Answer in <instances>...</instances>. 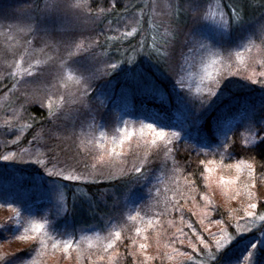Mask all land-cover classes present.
I'll use <instances>...</instances> for the list:
<instances>
[{"label":"rangeland","instance_id":"rangeland-1","mask_svg":"<svg viewBox=\"0 0 264 264\" xmlns=\"http://www.w3.org/2000/svg\"><path fill=\"white\" fill-rule=\"evenodd\" d=\"M90 1L92 0H88V3L91 6ZM139 1H143L142 8L123 16L122 21L120 20L122 22L121 32L127 35L126 33H132V29L135 28L136 32L127 36H137L145 28L141 20H144L147 16L151 21H155L160 25L163 37L169 42L164 46L167 63L169 64L167 75H171L173 81L180 80L184 85L182 89L175 87L174 84L171 86L172 97L177 98L179 102L181 99L184 100V97L180 96L179 93L189 97L198 95V93L201 97L206 96L210 85L209 76L215 78L222 73L225 81H231L233 80V77H231L233 73H238L237 75L243 73V75L252 77L258 76V73L264 71V65L261 64L260 60L262 56L264 58V45L256 42L258 34H254L252 39L260 45L259 49L253 47L250 52H246L237 47L246 33H256L259 26L264 25V23L260 25V22L254 23L253 26L246 23L244 28L239 29L241 32L234 29L235 31L232 30L230 35H221L210 27H202L200 16L208 4V0H198L195 8L187 0H184L181 8L190 12V20L185 23L187 26L184 24L179 27V41L177 42V40L172 41L175 28L172 16L177 8L178 1L181 0ZM211 2L215 5L220 0H211ZM32 7L31 0H0V76L5 77L0 82L5 81L6 83L3 89L5 92L0 94V111L3 113L2 121H0V155L11 156L15 154L8 161H0V168L7 173L15 172L16 176L12 180L15 181L17 189H21L19 191L12 188L10 192H6L0 184V196L6 195L7 198L9 197L8 199L15 202L12 207L0 206V222H10L8 218L15 216L18 210L21 217L27 219L28 214L25 210L31 209L36 219H42L47 215L50 223L60 233L75 234V239L79 240V251L74 246L70 249L71 255L66 256L62 245L53 251L51 245L54 241L50 240L45 255L41 259V264H87L84 262L86 259H88L89 264H157L164 261L170 262L171 259L183 253H180L173 246H165V242L169 241L168 238L173 242L180 239L181 244L193 250L195 253L193 256L196 257L197 262L203 259V264H209L208 257L218 250L214 247L215 242L218 240L223 242L228 235H233L230 229L235 230L237 228V221H239L241 233L249 227V222L253 218L247 216L245 209L255 212L259 207L264 206L261 203V199H264V188L260 186L261 182H259V171L261 169H257V163H253L252 160L248 159V155L245 157L238 156L233 161L202 158L204 161L210 162L207 163V167L212 169L211 172H208L203 165L205 170L204 180H207V183L203 181V186L209 199L208 201L203 198L193 201V197H191L189 198L190 203H185L182 200L181 193H178L179 195L177 193L176 195L173 194V191L175 193L181 190L183 186L187 189L190 188L187 180L181 179L182 167L180 163L176 165L177 169L179 168L178 171L173 172L171 170L170 162L173 160V151L168 153V167L164 168L162 165L165 158L163 144L156 147L144 143L145 140L150 141L152 136L150 131L145 129L143 137H141L137 117L124 118L123 114L113 109L112 112L106 111L103 113L105 107L98 106L94 102L99 98V96H96V98L95 94H100V91L107 92L103 88L106 84L104 81L109 78L107 73L110 70L105 66L109 63H116L107 57L104 50L97 44V35L93 33L94 22L97 18L81 15L78 21L65 23L58 17H52L43 21L40 25L42 29H47V34L44 31L29 34L26 29L24 31H21V29H24L25 24L28 22L26 20L27 15H36L35 11L30 13L25 11ZM214 10L227 12L223 4L222 8H215ZM66 15L71 17L72 13H66ZM96 17H98L97 14ZM262 20L261 22H264L263 18ZM29 41L30 43H28ZM81 41L92 54L90 61L84 59V56H87L88 53H80L76 50V45ZM200 43L212 45V47L209 50L201 51L199 48ZM189 49H192V51H189ZM237 51L241 52L239 57L235 55ZM37 60L42 62L37 66L41 69L42 75L33 80L25 75V70L29 68V63H34ZM16 61H22L18 68ZM62 61L64 62L63 65L61 64ZM119 67L122 68L123 63L119 62ZM181 68H183V71H181ZM68 69L73 72L71 79L65 74ZM8 72H15L16 80L21 81L15 89L13 84L16 80L7 77ZM89 73H93L91 79L87 81L91 87L88 96L83 99V103L87 107H83L79 102L71 106L70 109L66 106V111H71V115L66 118L53 123L47 119V111L40 104L26 103L29 96L33 99L42 98L48 90L47 86L49 84L55 85L57 94L64 93L65 84L67 90L75 92L78 87L82 88V84H76L77 79L81 74L87 76ZM61 76H63L65 83L58 82V78ZM5 79H7V82ZM197 88H199V92H197ZM30 105H38L40 110H45V117H40L41 120H37L38 122L31 120L28 108ZM179 111L181 115L183 113L185 117L187 116V111H183L181 107H179ZM35 117L39 119L38 116ZM93 117L95 118L94 124L92 122ZM120 119L128 121L129 128H136L131 140H126L123 146L114 145L112 140L114 136L122 135V133L116 131L120 126L118 124ZM100 124L105 125V138L99 135L100 129L98 126ZM190 124L191 126H197L196 123L194 125ZM17 125L20 127H17ZM182 127L175 131H179L183 135L182 129L184 127ZM53 132L56 133L55 137L52 136ZM248 132L249 130H246L245 134L243 133L244 139L245 137L248 140L252 138L251 136L248 137ZM34 135L39 138L38 141H33L32 137ZM93 136H95V139H93ZM169 139L174 140L171 136H169ZM88 140H92V143L88 144ZM101 144L104 145L103 149L100 148ZM113 146L116 147L117 153H122V155H112L110 150ZM101 155L104 156L103 161L99 159ZM145 156L150 161L146 167L153 171L155 178L147 185L142 182L141 184L144 185L142 190H138L137 185L133 184L136 181H133L130 192L135 193L131 199L135 200L136 203L133 205L129 202L130 192L123 194L118 201V209L122 212L113 218L112 224L105 220L100 226L76 227L73 229L70 225L57 228L54 219L63 221L66 210L64 202L61 206L58 201L57 185L69 181L60 176L61 172L64 173V176L83 174L88 181L102 178L104 175L108 177L122 176L128 174V169L133 164H139ZM242 158L249 160L251 166L255 167L257 184L253 185L251 183L252 178L248 175L249 165L242 164V170H237L234 167L237 161ZM49 159L51 160L50 164L48 163ZM37 160L40 161V164L35 163ZM14 164L20 165L22 170ZM158 164L165 169L163 174L160 172L163 168L155 170L154 167ZM151 165H153L152 168ZM230 165L232 167H229ZM45 166L47 171H45ZM23 170H26V172H23ZM48 173H53V175L48 177ZM45 177H48V179H44ZM177 182H182L179 188L175 187ZM40 185L47 186L48 192H44L45 196L52 197L53 218H50L49 212L44 209L35 208L34 202L30 199L31 190H36ZM67 185L69 184L67 183ZM38 191L41 193L40 189ZM249 191L253 193L252 196L248 195ZM66 195L67 190L65 199ZM212 202L216 203L215 205L220 208V211L226 212L227 210L233 214L232 223L234 222V226H227L221 219L212 217L213 209L210 208ZM249 203H256L257 208H248ZM174 206L178 207L180 211H171V207L174 208ZM182 210L189 211L199 225L201 232L205 234L202 235L196 232L195 225L189 224L188 217L186 219L180 218ZM39 211L42 212L40 216ZM137 212H139V215H137ZM177 213L178 215H176ZM131 216H135L136 219H130ZM171 219L173 220L171 221ZM216 221H220V223H216ZM149 222H151V226H149ZM137 227L142 229L139 234L135 231ZM185 227L190 232L187 234L182 231L184 235H181L177 229L182 230ZM85 228L95 229V231H81ZM220 229L224 231L221 232ZM117 230L121 232L120 239L116 240L112 248L105 251L104 249L110 240L115 239L114 235H109V233H114ZM27 235L31 237L30 233ZM80 236L86 238L80 240ZM200 237L207 240L211 247L206 249L203 244L198 243ZM133 239L136 241L135 244L131 243ZM124 242L130 243L129 247L134 246V249H136V251L131 250L136 252V256L130 254L128 263L120 262V259H118L123 254L118 249V245ZM32 243L31 238L0 243V256L17 253L21 249L30 247ZM193 243L199 246V250H202L200 252H204V254L199 255V252L196 253L190 247ZM140 244H147L148 247L140 249ZM166 254L169 255V258ZM205 254L210 256L205 258ZM99 257H103V259ZM147 257H151V259ZM182 257V259H186V256L182 255ZM250 259L249 261L241 260L240 264H249Z\"/></svg>","mask_w":264,"mask_h":264},{"label":"trees","instance_id":"trees-1","mask_svg":"<svg viewBox=\"0 0 264 264\" xmlns=\"http://www.w3.org/2000/svg\"><path fill=\"white\" fill-rule=\"evenodd\" d=\"M90 2L94 13L98 16L94 22L93 32L94 35H97V44L104 50L106 56L111 60L116 63H123V67L119 68L124 70L112 71L109 69L111 74L109 75V78L104 81L106 84L103 88L105 92H107L104 93V91H100V94H95V97L99 96L97 100H94L96 105H102L105 107L103 109V113L106 111L112 112L113 109L123 114L124 118L137 117V120L139 121L145 120L146 115H151L152 117L159 118L166 123L177 125L174 130H179L178 128L182 126L184 127H182L183 135L181 134L179 140L174 138L170 147L173 149V159L178 161L182 167L181 179H186L190 188L187 189L183 186L181 190L176 191L175 193L173 191V194L176 195L177 193V195H179L178 193H181L182 200L185 203H190L189 198L196 197L194 200L196 201L202 199L201 193H207L203 186L204 177H199L200 172H205L203 165H200L199 163L203 160L202 158L233 161L238 156L245 157L248 155L247 158L250 160L254 157V163H257V169H261L260 166L264 164V146L258 148H244L241 143L242 139H244L243 133L245 134V131L248 130L246 103L255 104L257 106V118L264 115V110L259 108L261 98L264 97V91L260 90L262 87L261 85L254 84L250 88H242L239 90L233 89L232 94L225 93L223 96H220L219 99L212 97V102H209L204 106L200 104L199 100L207 99V95L201 97L200 93H198V95L189 97L178 92L180 96L184 97V100L181 99L179 102L177 98L174 99L172 97L173 92L171 91V86L173 85V80L171 75H167L169 64L167 62H163L164 59L167 58L164 46H166L165 44L169 42L163 37L160 25L155 21H151L147 16V18L141 20L142 25L144 24L145 28L137 34V36L129 37L121 32V21L123 16L134 13L136 10L142 8L143 1L122 0V3L116 4L115 9L109 8L110 0H92ZM178 3H181V1H178ZM183 3H181V6ZM223 5L227 11L230 7H236L238 11L242 10L249 26H253L254 23L260 22L259 25L264 23L261 22L263 21L262 18L264 19V0H226ZM103 8H109V11L107 13H100L97 11L98 9ZM177 12H179V15L176 14ZM189 15L190 12L183 10L181 7L179 9L176 8L173 12L172 22L175 28L172 41H179L178 29H180L179 27H182L185 23H188L187 20H190ZM185 26H187V24H185ZM237 30L241 32L239 29ZM234 31L235 30L233 29V32ZM110 37L115 38L110 39ZM256 42L261 43L259 38H257ZM176 43H174V45H176ZM141 44L144 45L142 50L140 49ZM153 44L156 45L155 48L152 47ZM260 60L264 61L263 56ZM125 61H135V63H124ZM130 69L145 70L146 78L141 79L138 75L134 76L133 73L127 72V70ZM148 69H151V71H147ZM231 77H233V80L244 81L245 83H251L252 80L264 79V77H260L258 75L252 76L251 80H245L246 77L250 76L243 75V73L240 75L231 74ZM5 80L7 82V79ZM109 81L111 83H109ZM5 84V81L2 83L0 82V94L5 92V90H3ZM179 107H181L183 111H187L186 117L183 113L181 115ZM28 108L30 112L29 116L32 114L38 116V121L41 120L40 117H45V110H40L38 105H30ZM2 116L3 113L0 111V121H2ZM146 122L150 123L153 121L148 120ZM194 122L197 126H191L190 123L194 125ZM184 129L187 131H184ZM187 133H191V135H188ZM247 135L248 137H252L249 140L247 139L251 144L254 141V136L250 132H248ZM226 136L230 140L227 152L224 148L220 147ZM201 138H206V142L209 145L207 148L208 154L199 152V147L203 146L200 143ZM228 152L235 153L233 158L228 157ZM14 165L19 169L21 168L18 164ZM152 166L153 165H151V168ZM160 166L161 165L159 164L158 166H155V170L163 168ZM163 170L165 169L163 168ZM23 172H26V170H23ZM151 172L153 173L152 170ZM189 173H192V175H189ZM135 175L139 174L128 173L122 176L115 175L112 177L104 175L102 178L95 179V183L89 182L87 185L85 182L75 181L72 183L67 181L65 184L67 185L68 183L70 186L68 185L67 195L64 201L66 209L64 220L58 221L54 219L57 228L68 227L70 225L73 229L76 227L100 226V224L105 220L112 224L114 221L113 218L122 212L118 209V201L123 194L130 192L131 184L135 181ZM14 176H16L15 172L7 173L0 168V184H2L1 187H4L6 192H10L12 188L17 189L15 181L12 180L14 179ZM193 179L196 181L195 188L190 184V181ZM142 182L144 181L140 180L139 182H135L133 184L137 185L138 190H142L144 189V185L141 184ZM181 183H175V187L179 188ZM76 185H79L80 193L77 197L78 202L76 203L74 210L68 211V209H72V194ZM47 188V186L40 185L36 189L37 191L31 190L32 195L30 196V199L34 202L35 208L44 209L46 212H49V217L53 218L54 215L52 209L54 206L52 203V197L49 196V198L45 196L46 194L44 193L45 191L48 192ZM38 189L41 190V193ZM17 190L21 191V189ZM84 193H87L88 196L92 197L94 208L90 207L88 197L83 196ZM101 193H107L104 195L102 200L98 198ZM81 196H83V198H80ZM215 204L216 203L212 202L210 205V208L213 209L212 217L221 219L227 226H234V222L232 223L233 214L227 210L226 212L220 211V208H218ZM171 211H175L173 210V207H171ZM38 213L39 216L42 215V212L39 211ZM255 213L257 214L256 223L259 225L261 223L259 221V216L264 215V206L259 207ZM176 215H178V213ZM180 215L185 219L188 217L189 224L195 225L196 232L202 235L205 234L204 232H201L199 225L196 223L189 211L185 212V210H182ZM172 220L173 219H171V221ZM4 223L12 222H0V224ZM248 228H252L251 223ZM239 229H230L233 234L232 236L242 238L244 242H247V240L251 238L252 232L245 231L241 233V230ZM182 231L187 234L190 232V230L186 227L182 229ZM254 231L255 229H253V232ZM168 240V242H165V246H173L180 253L191 252L192 255L195 254L193 250L181 244L179 241L180 239H173L174 242L170 241V238H168ZM167 243H169V245H167ZM229 243L231 244L232 241H229ZM129 244L130 243L128 242H124L118 245V249L123 252V254L118 257L120 262L128 263V256L130 254L136 256V252L131 251L134 249V246L130 248ZM227 247L228 245H225V248ZM28 248L29 246L26 247L25 250ZM197 248H199V246H197ZM223 250L224 249H218L216 250V253L213 252L211 255H218ZM134 251H136V249H134ZM200 251L199 255L204 254V252ZM248 251L254 250L249 248ZM15 254L19 256L24 253L17 251ZM246 255L247 253L244 251L241 244H235L232 251L229 253V257L233 260H235L236 257ZM166 256L169 258V255L166 254ZM205 256V258H207V256L210 255L205 254ZM258 256L261 264H264V252L259 253ZM182 258V255L179 254L176 258L171 259L170 262L164 261L157 264L189 263L186 261L187 259ZM84 262L89 264L88 259L84 260ZM208 263L214 264L213 260L210 258L208 259Z\"/></svg>","mask_w":264,"mask_h":264},{"label":"snow or ice","instance_id":"snow-or-ice-1","mask_svg":"<svg viewBox=\"0 0 264 264\" xmlns=\"http://www.w3.org/2000/svg\"><path fill=\"white\" fill-rule=\"evenodd\" d=\"M184 0H181V3H183ZM188 3L192 4L193 8L196 7V4L198 3V0H187ZM226 0H220L219 3H216L215 5L212 4L211 0H208V4L206 5L205 9L201 12L200 19L202 21V27H210L212 30L219 32L221 35L231 34V31L233 29H242L244 28L245 24L247 23V19L243 13L242 10L238 11L236 7H230L227 12H224L223 10L217 12L214 9L215 8H222V4L225 3ZM31 3L33 5L32 8L25 10L26 12H33L35 11L36 15H27L26 20L28 21L25 24V28L21 29V31H24L25 29L29 34H35L40 31H44L45 34H47V29L41 28V23L49 18L52 17H58L62 19L65 23H74L78 21L79 16H92L95 18L96 13H94L92 7L89 5L88 0H31ZM117 3H122V0H110L109 8L115 9ZM181 3H178L176 5L177 9L181 7ZM109 8H103L98 9L97 11L100 13H107L109 11ZM66 13H72L71 17H68ZM142 14V13H141ZM179 15V12L176 13ZM106 18V17H105ZM136 32V29H132V33ZM132 33H126L127 35H131ZM254 34H258V38L261 41V44H264V25H260L257 29L256 33L248 32L245 34L241 42L237 45L239 49L242 51L250 52L253 47H256L257 49L260 48V45L256 44L255 41L252 39ZM115 37H110V39H114ZM30 43V41L28 42ZM144 47L143 44L140 45V49L142 50ZM153 48L156 47L155 44L152 45ZM212 47V45H206L204 43L199 44V48L201 51L209 50ZM77 52L80 53H88L87 56H84L85 60L90 61L92 58V54L88 48L84 47L83 41H81L79 44L76 45ZM189 51H192V49H189ZM231 56V53L229 54ZM237 57L241 55L240 51H237L235 53ZM22 61H16L17 68L19 67V64ZM132 62L135 63V61H125L124 63ZM164 63L167 62L166 59L163 61ZM42 62L37 60L34 63H29V68L25 70V75L29 78H32L33 80L36 79L37 76L42 75V71L39 67ZM63 61L61 64L63 65ZM261 64H264V61H261ZM105 67L112 71L120 70L124 71L123 69L119 68V63H109ZM147 71H151V69H148ZM181 71H183V68H181ZM129 73H133L134 76L138 75L141 79L146 78L145 70L140 69H130L127 70ZM69 79L72 78L73 72L71 69H68L65 73ZM110 75L111 73H107ZM234 75H237L238 73H233ZM127 75V73H126ZM260 77H264V71H261L258 73ZM7 77L12 78L16 80V73L15 72H8L6 74ZM93 76V73H89L87 76L81 74L80 77L77 79L76 84L81 85L82 88L78 87L75 92L67 90V85L65 84V91L63 94H57L55 85L49 84L47 86L46 93L42 96L40 99H33L32 97H27L26 103H38L41 105V107L45 108L47 111V119H49L51 122L55 123L56 121L66 118L69 115H71V111H66V106L70 109L71 106L76 105L78 102L83 106L87 107L83 103V99L88 96L89 89L91 87L90 83L87 81L91 79ZM5 77L0 76V81H2ZM210 80V85L208 87V93H207V99H200L199 102L202 106L208 104L211 101L212 97H216L217 99L220 98V96H223L225 93L232 94L233 89H242V88H250L254 84L261 85V91H264V79H257L252 80L251 83H245L244 81H238V80H231V81H225L223 78V74H218L215 78H212L211 76L208 77ZM245 80H251V77H246ZM58 82L65 83L63 76L58 78ZM20 80H16V82L13 84V88L15 89L18 84H20ZM109 83H111L109 81ZM173 84L177 88H184L183 83L180 80L173 81ZM197 92H199V88H197ZM219 93V95H218ZM259 108L261 110H264V97L261 98V102L259 105ZM246 112H247V128L249 132L254 136V141L250 144L249 141L245 138L242 139V146L244 148H258L261 146H264V115L259 116L257 118V106L255 104H247L246 103ZM30 118L35 121H37V118L34 114L30 116ZM148 120H151L153 122H146ZM93 124L95 123V118H92ZM139 123V131L141 134V137H143V133L145 129H148L151 133L152 139L150 141L145 140L144 143L146 145L150 146H156L159 147L160 144H163L165 149V158L162 161V165L164 168L168 167V153L172 152L173 149L169 147L172 145L173 140L169 139V136L172 138H175L177 140L180 139L181 133L179 131H175V127L177 125L166 123L163 120H160L159 118L152 117L151 115H146L145 120L138 121ZM195 123V122H194ZM118 124L120 125L116 131L118 133H122V135L114 136L112 138L113 144H119L120 146H123L124 142L130 141L132 135L136 132V128H129V122L124 121L123 119H120L118 121ZM17 127H20L17 125ZM100 132L99 135L102 138L106 137V132L104 130L105 125L100 124L99 126ZM22 131V128H21ZM187 131V130H185ZM188 135H191V133H187ZM52 136L55 137L56 133L53 132ZM33 141H38L37 136L32 137ZM93 139H95V136H93ZM88 144L92 143V140L87 141ZM202 147H199V152L207 153L208 143L206 142V138H201L200 141ZM230 140L225 138L224 142L221 143L220 147L224 148L227 152V149L229 147ZM100 148L103 149L104 145L101 144ZM111 154L114 156L122 155V153H117L116 147L113 146L110 150ZM235 153L228 152V157L233 158ZM15 156V154L10 155H0V161H8L12 159ZM101 161L104 160V156L101 155L99 157ZM252 162L254 163V157L252 158ZM36 164H40V161H35ZM48 163H51V160L49 159ZM150 163L147 156H145L143 159H141L139 164H133L130 169H128L129 174H139L135 175L134 179L136 182H139L140 180H144L145 184H150L151 180L155 178V174L151 172L150 169L146 167ZM200 165H204L205 170L208 172H211L212 169L207 167V163L204 160H201ZM178 164V161L172 160L171 162V170L173 172L178 171L176 165ZM249 165V177L252 178L251 183L253 185L258 183L257 179V171L255 167H252L249 163V160L247 159H241L237 161V163L234 165V167L237 170H242L241 165ZM229 167H232L230 165ZM261 171L259 172V182H261L260 186L264 188V164L261 166ZM45 171H47V167L45 166ZM161 174H163V169L160 170ZM53 175V173H48V177ZM103 175L102 173L100 174ZM189 175H192V173H189ZM60 176H62L65 180L69 181H80L87 183H95V181H88L87 178L81 174V175H68L64 176V173L61 172ZM48 177H45L44 179H48ZM199 177H204V172L199 173ZM238 179V177H237ZM205 183H207V180H204ZM55 183V182H53ZM190 184L195 188L196 187V181L195 179L190 181ZM58 188V201L61 203V206H63V202L65 200V193L68 188V185L64 183H59L57 185ZM107 193H101L99 194L98 198L103 199L104 195ZM80 195L79 193V185L75 186V190L72 194V209H68V211L74 210L76 203L78 202L77 197ZM134 192L129 193V202H131L133 205L136 203L135 200H132L131 197L134 196ZM249 196H252L253 193L251 191L248 192ZM83 196L88 197V202L90 207L94 208V204L92 201V197L88 196L87 193H84ZM81 196L80 198H83ZM202 198L205 201H208V196L206 193H201ZM195 198L193 197V201ZM210 202V201H209ZM15 202L8 199L6 195L0 196V206H7L12 207ZM261 203L264 204V199H261ZM248 208L250 209H256L257 204L256 203H249ZM173 210L180 211V209L176 206H174ZM28 214L27 219H23L20 215V211L18 210L16 212V215L13 217H9L8 219L10 221H13L12 223H4L0 224V243H3L5 241H12V240H28L29 238L32 239L33 243L28 249H21L23 255L17 256L15 253L13 254H5L3 256H0V264H41V259L45 255V250L48 248V242L50 240L54 241L52 243L51 247L52 250L55 251L58 247L61 245L63 246V251L66 256H70L71 252L70 249H72L74 246L79 251V240L75 239L74 233H60L59 230H57L53 224L50 223L49 219L47 218V215H45L42 219H36L35 215L31 212V209L25 210ZM247 216L252 217L253 219L249 222L252 225V228H246L244 231L252 232V236L250 239L247 240V242H244L242 238H238L236 236L228 235L223 242L216 241L214 247L217 249H224L222 252H220L218 255H211L209 258L213 260L214 264H240L241 260L243 261H249L250 264H261V261L259 259L258 254L261 252H264V215L259 216V221L261 222L259 225L256 223V213L254 211H247L245 209ZM59 215V213H58ZM137 215H139V212H137ZM130 219L135 220V216L129 217ZM183 219V216L180 217ZM216 223H220V221H216ZM149 226H151V222H149ZM190 227V225H189ZM236 227L239 229V221H237ZM253 229L255 231L253 232ZM81 231H95V229H89L85 228ZM136 233H141L142 229L137 227L135 229ZM178 232H180L181 235H184L182 230L177 229ZM195 231V229H193ZM219 231L223 232V229H220ZM31 234V237L27 234ZM109 235H114L115 239L110 240V242L107 244V247L104 249L107 251V249H110L113 247V245L116 243L117 239H120L121 232L119 230L115 231L114 233H109ZM86 237L80 236L79 239L83 240ZM147 239V237H145ZM229 241H232L230 244ZM132 244H135L136 241L133 239L131 241ZM198 243H201L204 245L206 249L210 248L211 246L208 244V241L205 240L203 237L199 238ZM235 244H241L244 251L247 253L246 256L236 257L235 260L229 257V253L232 251V248L235 246ZM225 245H228L227 248H225ZM147 244H140V249L147 248ZM190 247L194 249L196 252H199V248H197V245L195 243L191 244ZM251 248L254 251H248V249ZM147 255V254H145ZM182 255L186 256L187 262H190V264H203V259H201L199 262H197L196 257L191 254V252L183 253ZM100 259H103V257H99ZM148 259H151V257H147Z\"/></svg>","mask_w":264,"mask_h":264}]
</instances>
